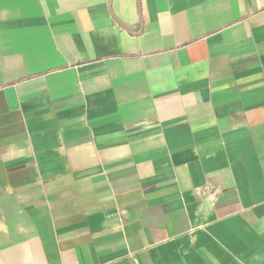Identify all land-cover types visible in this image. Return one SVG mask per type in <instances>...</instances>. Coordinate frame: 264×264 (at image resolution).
<instances>
[{"label":"crops","instance_id":"crops-1","mask_svg":"<svg viewBox=\"0 0 264 264\" xmlns=\"http://www.w3.org/2000/svg\"><path fill=\"white\" fill-rule=\"evenodd\" d=\"M0 264H264V0H0Z\"/></svg>","mask_w":264,"mask_h":264}]
</instances>
